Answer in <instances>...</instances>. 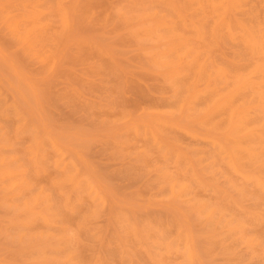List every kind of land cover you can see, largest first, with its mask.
Instances as JSON below:
<instances>
[{"label":"rangeland","instance_id":"374dc122","mask_svg":"<svg viewBox=\"0 0 264 264\" xmlns=\"http://www.w3.org/2000/svg\"><path fill=\"white\" fill-rule=\"evenodd\" d=\"M0 264H264V0H0Z\"/></svg>","mask_w":264,"mask_h":264},{"label":"bare ground","instance_id":"6f19581e","mask_svg":"<svg viewBox=\"0 0 264 264\" xmlns=\"http://www.w3.org/2000/svg\"><path fill=\"white\" fill-rule=\"evenodd\" d=\"M218 3V2H217ZM210 4V3H209ZM219 7H220V5H219ZM225 7V6H224ZM212 9V8H211ZM219 9H221V8H219ZM229 9V8H228ZM234 10V9H233ZM235 14V13H234ZM228 15V14H227ZM229 16V15H228ZM233 16V15H232ZM227 19V18H226ZM218 26V25H217ZM244 27V26H243Z\"/></svg>","mask_w":264,"mask_h":264}]
</instances>
